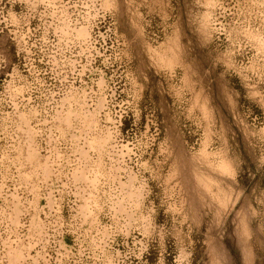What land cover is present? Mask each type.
<instances>
[{
	"label": "rangeland",
	"instance_id": "obj_1",
	"mask_svg": "<svg viewBox=\"0 0 264 264\" xmlns=\"http://www.w3.org/2000/svg\"><path fill=\"white\" fill-rule=\"evenodd\" d=\"M264 0H0V264H264Z\"/></svg>",
	"mask_w": 264,
	"mask_h": 264
},
{
	"label": "trees",
	"instance_id": "obj_2",
	"mask_svg": "<svg viewBox=\"0 0 264 264\" xmlns=\"http://www.w3.org/2000/svg\"><path fill=\"white\" fill-rule=\"evenodd\" d=\"M260 183L264 187V178L263 179H260Z\"/></svg>",
	"mask_w": 264,
	"mask_h": 264
}]
</instances>
